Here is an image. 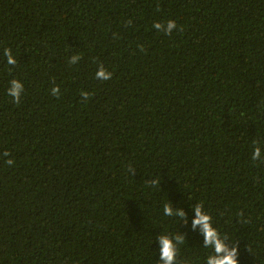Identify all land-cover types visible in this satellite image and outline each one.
<instances>
[{"label": "trees", "instance_id": "obj_1", "mask_svg": "<svg viewBox=\"0 0 264 264\" xmlns=\"http://www.w3.org/2000/svg\"><path fill=\"white\" fill-rule=\"evenodd\" d=\"M197 204L264 264V0H0V264H206Z\"/></svg>", "mask_w": 264, "mask_h": 264}, {"label": "clouds", "instance_id": "obj_2", "mask_svg": "<svg viewBox=\"0 0 264 264\" xmlns=\"http://www.w3.org/2000/svg\"><path fill=\"white\" fill-rule=\"evenodd\" d=\"M153 27L157 30H162L165 34H171L173 29L177 27L174 20H168L166 25H162L159 22L153 24ZM4 55L7 57V63L9 65H15L16 59L12 56L10 49L4 50ZM80 59L79 56H72L70 58V63H77ZM96 78L100 80H109L112 78V73L106 71L101 65L96 72ZM52 95H59V88H52ZM23 92V85L21 82L13 79L10 82V87L8 88L7 94L13 98L15 103L20 102V96ZM82 98L87 101L89 98V93L82 92ZM3 156H9V153L5 151ZM252 159L259 160L262 159L260 147H255L252 152ZM9 166H11L14 161L8 159L5 161ZM153 185L157 184L156 180H152ZM194 212V217L191 220V228L193 230L199 229L200 233L203 236V246L206 248L212 249V254H210L206 259V264H238V247L233 244L229 246L226 241L228 238L222 236L218 230L213 226L212 217L203 210V206L200 204L192 207ZM164 214L166 216H177L181 219L182 223L187 224L186 213L182 208H175L171 204H167L164 207ZM159 243V262L158 264H176L177 260V244L185 241V238L182 234H179L175 237L168 235H159L157 237Z\"/></svg>", "mask_w": 264, "mask_h": 264}]
</instances>
